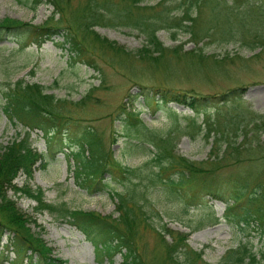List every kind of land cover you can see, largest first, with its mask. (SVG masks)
Here are the masks:
<instances>
[{"label":"rangeland","instance_id":"obj_1","mask_svg":"<svg viewBox=\"0 0 264 264\" xmlns=\"http://www.w3.org/2000/svg\"><path fill=\"white\" fill-rule=\"evenodd\" d=\"M83 1L70 3L75 8ZM176 2L182 5L170 15L181 17L188 8L193 21L187 20L185 24L193 35L184 34L174 23V28L169 30L158 29L156 36L163 46L181 48L153 61L131 58L144 45L143 36L133 26L115 20L92 27L101 38L130 53L124 55L119 51L111 56L110 51L101 50L102 59H96L103 72L100 85L96 72L81 63L70 62L64 49L66 45L58 46L62 30L39 48L30 45L20 49L10 36L0 41L1 85L21 79L39 84L44 92L62 98L66 102L59 105V111L68 121L67 127H93L100 135L103 148H108L122 166L138 167L140 174L112 179L109 173H104L101 178L104 186L86 190L74 180L75 160L58 153L44 168L39 169L36 164L30 179L25 180L18 173L13 182L17 187L26 184L31 190L39 191L46 203L63 202L70 209L102 216L116 215L115 198L109 190L139 191L149 219L144 221L139 215L133 241L146 264H185L182 252L175 253L172 260L166 256L163 246L172 242L195 252L196 264H219L226 250L240 245L255 255L254 264H264V233L258 226L225 219L224 201L205 197L199 203L190 204L181 195L145 177L149 169L156 171L155 167L142 165L151 157L148 150L155 151L146 142L152 133L167 134L179 156L201 163L202 167L220 166L213 183L232 186L238 179H246L252 184L263 181L264 177V127L254 125L264 116V0H142L139 6L151 8L139 12L152 14L162 4L170 6ZM32 4V0H0V21L10 18L41 24L50 16L52 7L39 4L32 8ZM200 55L203 59L197 58ZM141 86L146 88L147 97L156 88L164 87L207 97L200 110L215 119L219 114L220 122L224 119L231 123L227 129L232 131L225 129L230 137L218 139L219 134L208 133L201 123L203 114L196 115L184 105L168 103L151 112L143 105L144 96L137 94ZM87 94L83 102L77 103ZM1 104L0 96V107ZM167 107L176 110L174 117L169 115ZM234 123L238 128H234ZM25 129L7 120L0 108V149L17 134L22 137ZM218 140H228L236 151L231 155V150L225 151L223 158L213 161L211 153L217 150L222 153L225 148ZM29 142L37 152L46 153L41 130L33 129ZM7 195L22 213L32 218L30 230L39 233L50 249L52 264H121L119 254L101 253L69 223L55 220L46 211L35 210L37 203L33 199L24 195L14 197L11 190ZM179 232L186 234L184 242L178 237ZM6 243L5 234L1 235L0 264ZM10 258L11 252L7 255ZM244 264H251V260L245 259Z\"/></svg>","mask_w":264,"mask_h":264},{"label":"trees","instance_id":"obj_2","mask_svg":"<svg viewBox=\"0 0 264 264\" xmlns=\"http://www.w3.org/2000/svg\"><path fill=\"white\" fill-rule=\"evenodd\" d=\"M70 1L32 0V8L39 4H49L52 7L48 20L35 25L17 19L4 18L0 21V41L10 36L20 49L31 44L39 48L42 43L62 30V41L58 46L63 48L66 45L64 49L67 51L70 62L81 63L96 72L100 85L103 83V72L96 59H102L103 51H110L111 56L119 51L124 55L130 53L101 38L93 30V26L115 20L121 24L133 26L143 36L144 45L137 50L136 55L132 54L131 58L137 56L141 60L148 61H153L168 51L181 48L176 46L171 49L163 46L156 36L158 29L169 30L174 28L172 27L174 23L178 29H182L184 34L193 35L185 24L187 20L193 21L188 8L181 17L170 15L172 10L180 8L182 5L180 2L170 6L162 4L157 12L145 15L139 10L151 7L139 6L142 0H84L82 4L74 6L75 8H72ZM134 10L138 12L134 13ZM55 15L58 17L55 18ZM193 55L191 56L194 57ZM199 57L203 59V56H197ZM144 89L146 88L141 86V91L137 94L144 96L143 105L151 112L168 103L184 105L196 115L200 112L203 114L201 123L208 133L219 134L218 139L230 137V133L226 130L232 131L227 129L231 123H226L224 119L220 122V116L216 114L215 117L219 121L217 123L212 115L200 110L205 105L207 97H196L167 87L156 88L153 95L147 97L148 92ZM0 96L2 99L0 108L7 120L14 124L19 123L26 128L22 137L17 134L0 149V236L5 234L7 239L1 263L21 264L24 261V264H52L53 262L50 249L39 233L30 230L32 218L22 213L16 207L15 201L7 195V191L11 190L14 197L24 195L36 201L35 210L46 211L54 215L55 220L69 223L101 253L107 256L119 254L121 264H146L141 260L133 241L137 233L139 215L144 221L149 219L141 203L144 197L139 191L109 190L115 198L116 215L102 216L94 212L70 209L63 202L46 203L42 200L39 191L31 190L26 184L17 187L13 182L18 173L23 174L25 180L30 179L36 164L39 168H44L58 153L75 160L74 180L80 188L86 190H96L104 186L105 184L101 183L104 173H109L112 179L127 178L134 174L140 176L139 168L122 166L108 148H103L100 135L93 127L87 125H77L74 129L67 127L68 121L59 111V105H63L66 101L56 98L52 93L44 92L43 86L19 79L6 86L0 84ZM87 96L88 94L77 103L83 102ZM167 110L169 115L174 117L176 110L171 107H167ZM258 119L259 124H254L255 127H264V116ZM213 125H217L216 128H213ZM232 125L238 128L235 123ZM33 129L42 131L46 153H39L31 147L29 135ZM146 140L150 147L155 148V151L148 150L151 157L142 164L156 168V171L149 169L145 172V177L150 182L164 185L169 191L184 197L190 204H195L198 200L200 202L205 197L220 199L226 203L223 214L225 219L235 220L236 223L247 226H258L264 233V177L263 181L252 184L246 179H238V182H234L232 186L231 184L227 186L226 182H224L226 186L213 183L216 182L213 179L220 166H215L213 163V166L209 168L202 167L201 163L179 156L174 152L175 145L168 141L167 134L152 133ZM218 141L224 143L225 148L222 153L220 150H217V153H211L214 157L213 161L220 156L223 158L225 151L231 150L229 155L236 151L228 140ZM140 170L142 171V168ZM177 235L181 241H185L186 234L179 232ZM185 247L179 246L177 242L163 246L169 259H174L175 253L179 251L182 252L185 264H196V253L187 251ZM9 252L12 253V258L7 259ZM248 258L251 264L256 262L255 255L245 245H240L238 248L226 250L219 264H244L245 259Z\"/></svg>","mask_w":264,"mask_h":264}]
</instances>
